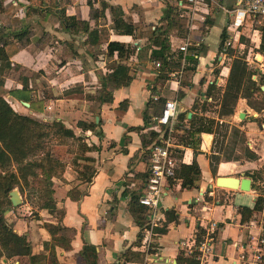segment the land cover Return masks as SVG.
<instances>
[{"label":"crops","instance_id":"obj_1","mask_svg":"<svg viewBox=\"0 0 264 264\" xmlns=\"http://www.w3.org/2000/svg\"><path fill=\"white\" fill-rule=\"evenodd\" d=\"M234 3L235 0H207L206 8L200 10L203 20L196 21V28L186 29L185 19L180 31L170 28L166 56L172 66L161 74L160 68L153 65L157 59L152 56L156 47L152 40L164 22L163 0H0V44L6 39L17 45L8 65L1 69L4 86L8 88L0 94L17 112L28 111V115L42 121L60 120L70 128L71 139L53 144L63 155L75 157L68 153V146L77 148L82 142L92 146L84 151L93 159L90 181L76 176L74 162L70 160L63 161L64 169L59 176L51 177L54 205L63 209L59 223L73 229L68 248L54 246L53 264H87L80 253L85 243L95 246L96 264H177L178 256L192 251L197 229L203 232L210 223L214 228L206 264H254L256 244L260 238L264 239V106L256 109L238 96L232 114L217 115L219 95L231 61L229 54L237 48L246 49L240 31L224 46L230 35L224 8ZM107 5L120 9L121 19L131 25L132 32L124 33L112 27ZM253 24L251 35L247 32L246 36L251 40L250 36L256 35L254 54L263 59L262 30ZM21 30L27 33L21 38L14 36ZM223 30L225 38L220 46ZM108 42L123 44L128 47V54L118 57L115 51L109 53ZM184 42H188L186 50L181 51L178 46ZM190 55L194 62L188 58ZM117 62L127 66L130 79L111 90L109 101L99 102L102 77ZM172 71L179 73L171 75ZM261 74L264 79V72ZM251 75L256 80L257 74ZM209 83L214 85L213 93L206 91ZM149 87L153 89L152 95L162 101L149 100ZM10 90L21 91L20 106L13 105L8 98ZM27 97L29 101H24L28 103L25 105L23 99ZM169 98H174L176 103L171 140L180 155L179 162L189 163L194 159L199 178L193 186L183 187L180 179L174 177L158 202L155 224L148 223L147 215L138 223L128 206L131 197L140 194L147 170L139 132H145L157 115L154 109ZM204 101L214 103L213 108L202 109L200 105ZM145 110L149 115L146 124L142 119ZM239 111L243 117L236 120ZM180 113H184L183 118L178 116ZM192 114L233 123L243 132L242 145L256 157L247 159L240 151L237 159L220 158L212 173L208 155L213 134L208 131L195 134L194 144L177 137L181 129H188ZM92 118L98 121L94 129L99 134L88 128ZM134 126L140 129L137 131ZM77 135L81 138L76 139ZM222 146L224 149L223 140ZM218 175H231L238 180L248 177L249 186L242 189L238 185H216L214 180ZM69 189L84 194L72 199L67 193ZM259 194L263 196L260 208L251 212L238 209L243 206L252 209ZM166 210L172 212L166 214ZM44 220L54 222L55 218ZM162 225L163 231L154 230ZM17 233L25 235L31 252L43 253L48 264V250L42 243L50 235L45 228L24 221V227ZM258 246L261 255L257 264H264V243ZM125 250L137 251L139 259L124 261Z\"/></svg>","mask_w":264,"mask_h":264},{"label":"trees","instance_id":"obj_2","mask_svg":"<svg viewBox=\"0 0 264 264\" xmlns=\"http://www.w3.org/2000/svg\"><path fill=\"white\" fill-rule=\"evenodd\" d=\"M164 2V22L160 25L159 29L157 30L156 34L153 37V44L156 46L153 52V57L159 61V68L160 73L163 74L167 70L171 68V62L168 61L166 53L168 50V42H167V33L170 28L175 27L178 31L183 29L184 27V18L179 14V8L176 4L170 3L168 0H163ZM10 8V7H9ZM7 8V10H9ZM107 8L111 11L112 15V27L116 29L117 31L129 33L132 32V27L130 24L125 23L121 17H120V9L117 7H114L112 5H107ZM259 29L262 30L261 34V42L264 41V20L262 24H259ZM27 32L25 30H21L18 33H15L14 36L21 38L23 37ZM225 34L224 30L220 34V41L219 45L221 46L222 41L224 40ZM107 51L109 53H112L115 51L116 55L118 57H123L124 55H127L129 52L128 47L124 46L123 44H120L118 42H108L106 45ZM17 51V45L15 44V41H8L6 39H3L0 44V72L1 69L4 66L8 65V58ZM190 61H195L194 57L190 55L188 57ZM254 69H248L247 62L244 61L241 57H233L231 58L229 67H228V73L226 77V82L224 85V88L221 92V96L219 95V102H218V111L217 115L218 117L221 115L226 114H232L233 113V106L235 103V100L238 96L244 97L247 101L248 98H255V96H258L257 98L260 101H254L259 102V106L256 104L253 106L256 109H259L264 106V95H263V89L260 88L261 84H264V82L256 81L255 79H251V74H255ZM163 76V75H160ZM101 87L98 90V101H109L111 99V90L113 88H116L120 85L126 84L128 80L130 79V76L127 74V66L121 62H117L116 65L108 72L105 73V75L102 77ZM23 86L25 84H22ZM208 88H206V91L208 93H213L211 89L214 88L213 83H209ZM150 89V96L149 100L151 101H157L160 99V97L156 96L153 98L152 95V88ZM211 90V91H210ZM161 100V99H160ZM23 101H29L28 97L24 98ZM162 101V100H161ZM164 101L162 102L163 105ZM208 102H202L200 107L202 109L206 108V104ZM31 104V101H30ZM122 103L119 105L121 106ZM158 109H154V113H156L158 116L161 111V107ZM195 106V104H193ZM180 118L184 117V113L178 114ZM149 115L147 114L146 110L142 114L143 123L146 124L148 120ZM212 123L216 126H225L223 121L218 122L213 117L210 116H203V115H197L192 114L188 118V129H181V135L177 136L178 139L182 140L184 143H195L196 136L195 134L201 132V131H208L213 134L212 139V146L210 149V153L208 155V163L209 168L212 173L215 171V164L222 158L223 155V146H222V140L225 136V130L220 132L217 129H215L214 125L212 126ZM98 124V121L95 122L92 118L89 122V129L94 130L95 134H99L100 132L98 130H95L94 127ZM145 126V125H144ZM46 128L51 135V139H56L59 142L62 141H68V139H71L73 137V132L70 128L63 125V123L60 120H51V121H42L40 119H37L35 117H32L30 115H26L20 112H17L13 109V107L8 103L7 99L0 94V170L3 171L8 164H10V161H13L15 163L20 162L27 154L35 149V147H30L26 149L23 145V136H34L37 139L40 137L47 135V131L41 130V128ZM135 130H139L140 126H134ZM145 132H139V139L140 144L142 146V156L146 160L149 155V144L157 137L158 133L161 131V126H159L156 122V120L152 121L150 125L145 127ZM238 131V128L234 127V131H232L231 135L235 136ZM174 130L172 129L171 134L173 135ZM218 135H221L222 139H218ZM76 139H80L81 137L79 135L75 136ZM236 139L233 140V142ZM239 142L244 140V135L242 138H237ZM92 147V146H91ZM91 147L86 146L83 142L78 144L77 149L83 154L82 157H79L76 155L72 161L75 163L77 162L76 159H84L87 161L85 165H83L84 168H81L80 170H76V176L82 180L90 181L91 176L93 175V166H92V157L87 156L84 154L85 150H89ZM225 147V146H224ZM241 152L243 156L247 159H254L256 157V154L250 150L247 146L241 145ZM219 152H221L219 154ZM47 154V153H46ZM177 156L180 157L178 153H176ZM225 159H237L239 158L238 155L234 157H229L227 155H224ZM54 159L48 155L46 157V172H45V179L46 184L48 186L45 188L44 193L46 194L47 200L42 203L41 207L44 208L49 215H52L54 211L57 212V216L55 217L54 222L44 221L43 227L50 235V239L48 241H43V247L48 250V260L50 263L55 262L54 258V246H60L62 248H68L69 245V237L72 234V228L68 226H64L61 223H59L60 218L63 214L62 208H57L54 205L53 197H52V187H51V177L56 174L54 170V164H51V161ZM57 162V161H56ZM24 165H21L17 169H23ZM14 177V171L8 169L6 173L0 172V187L3 188V190H8L13 182ZM179 178L180 179V185L183 187H190L194 185V182L199 178V168L196 163V161L193 159L189 163H181L178 161V163L175 166L174 170V176L173 178ZM173 178L168 179V184L171 183ZM68 196L72 199H78L81 194H84V192L79 191L75 189L72 191L69 189L67 191ZM263 201V196L261 194L257 195L253 204L252 209L239 207L241 211L243 209H246L247 211L251 212L253 209H258L261 206V203ZM128 210L130 214L133 216L134 220L138 223H141L145 220L146 217V209L144 206L137 203V196H132L129 201ZM172 212L170 210H166L165 213ZM170 217V216H169ZM171 217H174L172 214ZM155 231L161 232L164 230L163 225L161 227H154ZM68 232V233H67ZM202 233V230L197 229L196 239L200 237V234ZM0 246L4 248L6 251L5 257L10 256H27L29 264H46L43 261L45 260L46 256L39 252V253H32L30 249V243L26 239L25 235L21 233H17L12 229V227L6 225L2 219V214L0 211ZM81 255L85 258L87 264H96V253H95V246L90 243L83 244L81 250ZM195 251H191L186 256H178L176 258L177 264H197V261L195 259ZM123 260H133V259H139V253L137 251H130L125 250L122 254ZM43 261H42V260ZM41 261V263H40Z\"/></svg>","mask_w":264,"mask_h":264},{"label":"rangeland","instance_id":"obj_3","mask_svg":"<svg viewBox=\"0 0 264 264\" xmlns=\"http://www.w3.org/2000/svg\"><path fill=\"white\" fill-rule=\"evenodd\" d=\"M259 21L262 22L263 20L259 19ZM256 24H258L257 27H259V23ZM253 27L254 24L252 22L246 21L244 23L240 30L239 37L242 41H244V47H246V49H244V51H241L239 48H237L235 51L231 52L233 54H229V56L231 58L241 57L242 59H244V61H246L247 59L245 58L249 56L250 59L247 60L248 69L255 70V74H257L256 81L264 82L263 75L261 74L262 71L264 72V58H256V54H254L255 48H253L254 43L258 42V39L255 38V34L250 36V38L252 37L251 40L249 39V36H246L247 32L251 35ZM221 46H223V43L221 44ZM226 48L222 49V51H226ZM261 54H263V52ZM250 78H253L252 75L250 76ZM6 87L4 86V78L2 75H0V92H5L4 90ZM21 95V91L19 90H10L8 98L10 100L12 99L13 105L20 106ZM257 97L258 96H255V98H248L246 103L253 106L255 104L259 106V102H254L260 101L258 99L259 97ZM212 104L214 103L208 102L206 105L213 108ZM23 114L28 115V111L23 112ZM235 119L239 120L240 118L235 115ZM223 123L225 126H216L213 123L212 126L214 125L215 129H217L218 131L220 130V132H223L225 130V136L223 137L225 149L223 151L222 158L224 157V155L232 158L241 151L240 146L242 145V141L239 142L237 138H242L243 132L238 128L236 135L232 136L231 133L232 131H234V127L236 126L231 122ZM41 130L47 131L48 134L40 137L39 139L29 135L23 136L22 138L23 145L24 147H26V149L27 147H35V149L31 150L27 154V156H25L20 162L15 163L13 161H10V164H8V166L3 171L0 170L1 173H6L8 169L14 171V177L11 187L6 191L3 190L2 187H0V211L4 223L12 227V229L17 232H21L22 228L24 227V221H28V223L30 222L35 227L36 225H43L44 221H47L44 219L50 217L55 218L57 216L56 211H54L52 215H47V211L41 207L42 203L47 200L46 194L44 193L45 188L48 186L44 177L46 172L45 167L47 164L46 157L50 155V157L54 159L53 161H51V164H54L56 176H59L60 172L64 169L63 161H72V159H74V157L71 158L72 156L68 157V155L65 156V154L63 155L62 153H60L61 151L58 147H53V144H56V141L58 140L51 139V135L46 128L43 127L41 128ZM234 139H236V142H233ZM68 153H73L74 156L78 155L79 157H82L83 155L76 147L74 148L72 146H68ZM85 163H87V161L81 158L78 162H75L73 166L76 168L75 170H80L81 168H84L83 165H85ZM21 165H24L23 169L16 170V168H19ZM52 184L53 182H51V187ZM11 189H16L20 196V201L16 205H12L9 201L8 192ZM5 254L6 251L2 246H0V264H28V260L25 256L5 257ZM43 262L46 263V258ZM48 264H50V261L48 262Z\"/></svg>","mask_w":264,"mask_h":264},{"label":"built area","instance_id":"obj_4","mask_svg":"<svg viewBox=\"0 0 264 264\" xmlns=\"http://www.w3.org/2000/svg\"><path fill=\"white\" fill-rule=\"evenodd\" d=\"M172 1L178 6L179 14L185 19L186 29L196 28V21H201L200 19L203 17L200 10L206 8L207 0ZM224 9L228 14L226 28L230 32L225 45L231 43L230 41L239 33L246 21L258 23L260 22L259 19L264 20V0H235L232 6ZM187 43L184 42L179 45V50L185 51ZM153 65L159 67V61H153ZM175 73H179V71H172L171 75ZM155 97L153 95V98ZM175 112V100L174 98H169L164 101L160 114L154 117L157 124L161 126V131L148 146L149 155L145 160L147 170L141 192L137 196V203L147 208L146 215L150 225L155 224V212L158 209V202L168 184V179L173 178L175 166L179 161V156L176 155V147L171 140L172 120ZM213 228V223L207 225L200 237L198 239L195 238L194 244L191 246L192 251L196 252L195 259L197 264H206L207 258L210 256ZM262 243H264V239L260 238L252 256L254 264H257L260 260L261 252L258 244Z\"/></svg>","mask_w":264,"mask_h":264},{"label":"water","instance_id":"obj_5","mask_svg":"<svg viewBox=\"0 0 264 264\" xmlns=\"http://www.w3.org/2000/svg\"><path fill=\"white\" fill-rule=\"evenodd\" d=\"M260 88L263 89L264 86L260 85ZM23 103L25 105H28L27 102L23 101ZM187 114L189 115L190 113L188 112ZM237 116L239 118H242L243 112L239 111L237 113ZM96 119H97V116H95V120ZM214 182L216 185H222V186L234 187V186L238 185V187L242 188V189H246L249 186V178L248 177H241L238 180V178H236L235 176H231V175H218L215 177ZM8 197H9V201L12 205H16L20 201V196H19L18 192L16 191V189H11L8 192Z\"/></svg>","mask_w":264,"mask_h":264}]
</instances>
